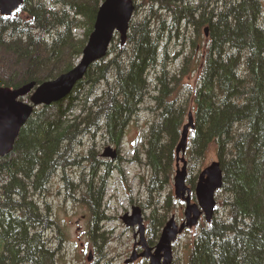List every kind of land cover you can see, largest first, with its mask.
Wrapping results in <instances>:
<instances>
[{
  "label": "trees",
  "instance_id": "1",
  "mask_svg": "<svg viewBox=\"0 0 264 264\" xmlns=\"http://www.w3.org/2000/svg\"><path fill=\"white\" fill-rule=\"evenodd\" d=\"M103 1L52 0L55 9L46 0H24L11 18L0 14V87L39 85L72 70ZM178 2L168 4L177 10L174 19L190 17L197 27L178 70L160 62L163 36L156 25L133 23L119 54L95 63L64 100L35 109L14 151L0 158V264H67L65 231L43 209L48 187L58 171L98 158L95 143L81 158L83 138L100 135L120 148L149 97L157 114L143 143L146 160L135 161L149 169L147 190L151 200L156 197L150 201L151 237L158 238L170 218L176 147L193 113L187 156L202 171V158L214 149L224 173L218 194L226 197L212 223L202 224L186 264H264V0H199L183 9ZM159 3L152 0V10ZM8 63L14 66L5 77ZM197 74L198 86L188 88ZM105 178L80 187L79 201L93 213L101 210ZM195 179H188L193 188ZM52 232L58 235L49 237Z\"/></svg>",
  "mask_w": 264,
  "mask_h": 264
},
{
  "label": "rangeland",
  "instance_id": "2",
  "mask_svg": "<svg viewBox=\"0 0 264 264\" xmlns=\"http://www.w3.org/2000/svg\"><path fill=\"white\" fill-rule=\"evenodd\" d=\"M46 1L51 7H54L52 5V0ZM151 1L152 0H134L137 10L134 14L132 24L142 22L143 20L154 23L157 30H159L163 36L161 46L162 58H160V62L166 60L165 64L167 69H171L172 71L178 70L184 61L185 52H187L188 47H190L191 38L196 36L197 27L194 26V22L189 21L190 17L176 21L174 17L177 10L174 12L168 7L169 0H157L158 3H161H159V6H155L153 10L150 6ZM103 2H101L99 7ZM190 3L191 6H189ZM198 3L199 0H183L182 3L178 2L177 8L183 9L186 6L194 8ZM54 8L59 9L60 7ZM84 32L85 29H81L77 33L83 36ZM120 46V39L119 36H117L111 48L112 53L105 59V63H109L119 54L121 51ZM0 51L3 50L0 49ZM80 61L81 58L76 59L75 66L79 64ZM7 66V70L2 73L5 77L11 74V68H13L14 65L8 63ZM198 78L199 75L197 74L190 80H187L188 88L190 86L195 89L198 86ZM154 79L155 75L151 72L150 81ZM183 92H188V89H185ZM156 94V83L151 82V96H155ZM23 101L30 103V95L24 98ZM191 105H193V103ZM155 106L154 101L151 100L150 97L147 102L141 105L140 111L133 119L122 145L120 148L116 149L119 150L118 155L116 160L112 161L118 162L120 168L111 169L109 175L105 178L101 210L98 209L93 213L87 206L79 201L81 199L80 187L82 183L84 181L85 183L91 181V169H89L88 163H81L80 166H71L67 168L68 170H60L53 177L48 187V194L46 197V203L49 208L45 205L44 199L43 209L55 215V219L59 221V224L65 231L66 241H64L63 248L67 264H125L133 254L135 245L134 232H136V230L132 227H127L122 217L126 214H131L134 206L140 207L143 210L142 214L145 218V224L148 226L150 225L149 220L153 212L150 201L153 203L156 197H153V200H151L147 190L148 180L150 178L149 169L144 163L135 161V158L139 157L142 162L146 160L143 153V143L146 141L149 126L157 114L156 111H154ZM193 106L192 111H194ZM187 123L188 120L185 124ZM94 143L97 144L96 152L101 154L104 153L107 144L104 143L102 136H89L82 139L80 150H83V154L81 158L89 156V149L92 148ZM135 147H137V149H134ZM118 159L120 161H117ZM186 160L188 162V176L196 178L195 186L201 172L211 163L219 161L214 149L210 150L205 158H202L201 162L204 161L205 163L202 171L200 170L202 169L200 163L195 165V163L189 161L187 155ZM180 165L182 166V163ZM116 166H118V164ZM65 177H67V180L64 179ZM66 183H68V186ZM189 187L193 189L194 193L195 187L193 188L191 185H189ZM168 191L172 192L173 195L172 210L169 220L172 216H175L177 222H181L184 220L185 204L178 201L175 197L173 178L170 182ZM73 194L76 196V199L72 198L71 195ZM225 197L226 196L221 193L218 194V207L219 203H222ZM163 202L164 198L161 199L159 208L163 206ZM224 213L225 209L222 208L219 212V217H223L225 215ZM157 218L156 216V221H154L152 225L153 228L158 220ZM204 222L205 220L202 219L197 227L185 231L178 238L173 246V264H186L188 255L193 248L194 239L200 233ZM162 229L159 230L158 238L153 239L152 237L155 243L151 245V247H155L158 243ZM57 235L58 233L52 232L49 237L55 238ZM90 252H94L93 257L95 256V258H93V262L88 261ZM130 264H149V262L145 259H139Z\"/></svg>",
  "mask_w": 264,
  "mask_h": 264
},
{
  "label": "water",
  "instance_id": "3",
  "mask_svg": "<svg viewBox=\"0 0 264 264\" xmlns=\"http://www.w3.org/2000/svg\"><path fill=\"white\" fill-rule=\"evenodd\" d=\"M24 4V0H0V13L11 18ZM137 6L134 0H105L99 7L94 29L89 37L81 61L72 70L54 80L37 85L36 82L18 88L0 87V158L10 155L15 148L22 128L34 114L35 109L50 106L67 98L81 82L89 69L97 62L107 58L110 49L119 36L124 45L131 32V24ZM208 35V28L205 29ZM30 95V103L23 101ZM195 129L194 114H189L180 141L176 148L177 170L174 176L175 197L185 202L184 221L179 225L175 216H172L162 229L160 238L155 247H149L145 238L146 226L143 210L133 207L131 214L122 217L127 227L136 230L135 236L140 240L137 245L143 246L144 252L126 261L133 263L141 257L148 258L149 264H173V245L186 230L198 226L202 217L207 223H212L217 207V193L223 188L224 173L220 161L211 163L199 175L195 187L196 202H193L192 189L187 185L188 162L186 153L190 145V131ZM117 150L112 146L105 148L102 156L116 160ZM182 163V166L180 165ZM88 261H93L90 253Z\"/></svg>",
  "mask_w": 264,
  "mask_h": 264
},
{
  "label": "flooded vegetation",
  "instance_id": "4",
  "mask_svg": "<svg viewBox=\"0 0 264 264\" xmlns=\"http://www.w3.org/2000/svg\"><path fill=\"white\" fill-rule=\"evenodd\" d=\"M95 145H96V143H95ZM108 146V145H107ZM118 151L119 150H117V154H118ZM102 157V158H101ZM104 157L102 156V154L100 153L99 155H98V158L97 159H95V160H93V163L92 162H89L88 163V165H89V169H91V172H90V176H91V178L92 177H94V178H97V177H103V176H107V175H109V173H110V171H111V169H113V168H120L119 166V163L118 162H113L110 158H104ZM108 159V160H107ZM117 161H120L119 159L117 160ZM118 164V166H116ZM116 166V167H115ZM64 170V169H63ZM66 170H68V169H66ZM104 173V174H103ZM65 180H67V177H65L64 178ZM66 185L68 186V183H66ZM72 196V198L73 199H76V196L73 194V195H71ZM194 201V200H193ZM185 218V217H184ZM202 219H204V218H202ZM201 219V220H202ZM144 220H145V218H144ZM184 220H182L181 222H179V225L183 222ZM145 226H146V232H145V238H146V240H147V245L149 246V247H151V245H154V243H155V241H153V239H152V237H151V234H150V230H151V228L148 226V225H146L145 224ZM134 233H136V232H134ZM134 240H135V245H134V249H133V253L134 252H136V254L137 255H139V254H141V253H143L144 252V249H143V246H141V245H137L138 244V242H139V240H140V237L139 236H135V234H134ZM154 247V246H153ZM94 252H92V254H93ZM94 255V254H93ZM133 255V254H132ZM132 257V256H131ZM94 258H95V256H94ZM139 259H145V260H147L149 263H150V260L148 259V258H145V257H141V258H139ZM138 259V260H139ZM94 260V259H93ZM93 262V261H92ZM126 264V263H125Z\"/></svg>",
  "mask_w": 264,
  "mask_h": 264
}]
</instances>
